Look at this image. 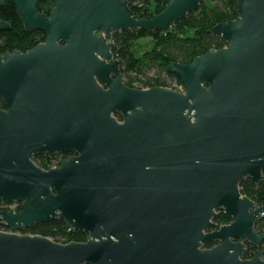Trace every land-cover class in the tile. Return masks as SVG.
Wrapping results in <instances>:
<instances>
[{"label":"water","instance_id":"1","mask_svg":"<svg viewBox=\"0 0 264 264\" xmlns=\"http://www.w3.org/2000/svg\"><path fill=\"white\" fill-rule=\"evenodd\" d=\"M5 2L44 41L0 54V200L21 202L0 209V264H264V205L240 191L264 170V0H236L237 18L212 29L223 47L169 64L183 91L126 86L112 36L167 30L203 0L141 19L126 0ZM56 152L74 154L33 161ZM53 217L86 240L19 233Z\"/></svg>","mask_w":264,"mask_h":264},{"label":"trees","instance_id":"2","mask_svg":"<svg viewBox=\"0 0 264 264\" xmlns=\"http://www.w3.org/2000/svg\"><path fill=\"white\" fill-rule=\"evenodd\" d=\"M136 19L150 18L162 10L164 0H126ZM49 8L48 2H39L38 11L42 13ZM238 16L236 0H203L197 11L188 12L182 19L176 20L167 30L160 28L147 32L141 28H123L113 33L112 41L114 58L119 62L124 83L134 88L152 86H171L172 83H182L180 78L168 66L171 62L189 63L196 56L209 49H218L225 45V41L212 32L213 27L221 22L236 19ZM0 19L8 23L9 28L0 30V54L4 52H25L36 44L44 41V34L40 30H26L24 24L16 14L12 3L5 2L0 6ZM149 36L152 38L151 46L138 45V39ZM157 66V74L149 75L148 69ZM163 74V76H162ZM168 80L170 82H168ZM0 108L5 104L0 97ZM116 116L120 117L119 114ZM47 161L50 157L45 155ZM44 156V157H45ZM39 166L45 167L42 156L34 157ZM242 194L254 200L258 205H264V170L262 179L252 183L245 177L240 182ZM4 202L0 200V209ZM21 209V202L17 204ZM218 225L228 223L230 218L218 212L213 220ZM0 230H6L2 225ZM254 230L264 232V218H258ZM24 232L40 234L54 241L67 243L70 241H85L87 233L81 230H72L58 217L48 222H37L34 227L24 229ZM216 242L209 241L203 244L204 248L213 246ZM264 259V240L258 247ZM254 248L247 245L243 258H249Z\"/></svg>","mask_w":264,"mask_h":264},{"label":"flooded vegetation","instance_id":"3","mask_svg":"<svg viewBox=\"0 0 264 264\" xmlns=\"http://www.w3.org/2000/svg\"><path fill=\"white\" fill-rule=\"evenodd\" d=\"M48 3H49V2H48ZM47 10H48V12L46 13L45 11H47ZM49 11H50V7L47 8L46 10H44V12H45L46 15H48ZM120 70H121V69H120ZM121 78H122V73H121ZM122 81H123V79H122ZM123 83H124V81H123ZM124 84H125V83H124ZM125 85H126V84H125ZM126 86H128V85H126ZM128 87H130V86H128ZM132 88H134V87H132ZM148 88H149V87H148ZM141 89H145V87H144V88H141ZM116 114H119L120 117L116 116ZM114 116H115L119 121L122 120V116H121V114H120L119 112H115V113H114ZM72 154H74V152H66V153L56 152L54 155L38 154V155H34V157H36V156H42V157L44 158L45 167H47V168H51V167H56V166H58L62 160L66 159L68 156H70V155H72ZM45 155H48V156L50 157L51 160H50V161H47V159H45V158H46ZM44 156H45V157H44ZM34 157H33V160H34ZM25 229H27V228H25Z\"/></svg>","mask_w":264,"mask_h":264},{"label":"built area","instance_id":"4","mask_svg":"<svg viewBox=\"0 0 264 264\" xmlns=\"http://www.w3.org/2000/svg\"><path fill=\"white\" fill-rule=\"evenodd\" d=\"M168 87V86H167ZM170 88L176 90V91H183L184 90V85L182 83H172L171 86H169ZM145 88H148V87H145ZM35 162V164H37L39 166V163L36 161V160H33ZM41 167V166H40ZM44 169H47V167H42ZM4 203L2 204V208H5L6 210L5 211H8V212H11V211H18L16 208H17V204L19 202L17 201H14V202H5L3 201ZM1 210H4V209H1ZM1 226V225H0ZM3 227H5L4 225H2ZM6 228V227H5ZM69 229H71L69 227ZM2 231H10L8 228H6V230H2ZM19 233H26L24 231H20ZM26 234H31V233H26ZM32 235V234H31ZM52 239V238H51ZM53 240V239H52Z\"/></svg>","mask_w":264,"mask_h":264},{"label":"rangeland","instance_id":"5","mask_svg":"<svg viewBox=\"0 0 264 264\" xmlns=\"http://www.w3.org/2000/svg\"><path fill=\"white\" fill-rule=\"evenodd\" d=\"M151 42H152V38L149 36H145V37L138 39L137 44L150 47ZM159 70L160 69L157 66H151V68L148 69V74L149 75L157 74L159 72ZM162 76H163V74H162ZM168 82H170V81L168 80Z\"/></svg>","mask_w":264,"mask_h":264}]
</instances>
